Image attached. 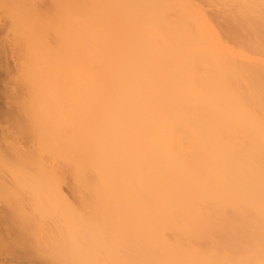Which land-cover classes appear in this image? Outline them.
Wrapping results in <instances>:
<instances>
[{
  "label": "bare ground",
  "instance_id": "bare-ground-1",
  "mask_svg": "<svg viewBox=\"0 0 264 264\" xmlns=\"http://www.w3.org/2000/svg\"><path fill=\"white\" fill-rule=\"evenodd\" d=\"M0 16L38 142L12 151L25 202L0 185L14 248L264 264V0H0Z\"/></svg>",
  "mask_w": 264,
  "mask_h": 264
},
{
  "label": "rangeland",
  "instance_id": "rangeland-1",
  "mask_svg": "<svg viewBox=\"0 0 264 264\" xmlns=\"http://www.w3.org/2000/svg\"><path fill=\"white\" fill-rule=\"evenodd\" d=\"M4 22H5V19L1 17L0 18V41H3L5 37H8ZM12 60H13V56L9 51L0 53V185L1 183L5 184L4 182L6 181L8 182L7 185L9 187H7L6 185L5 187H3L2 185L1 186L3 187V190L5 188L6 193L8 191H11L10 193L13 194L14 200L10 199L9 202L15 201L16 200L15 197L16 198L18 197L17 200L18 199L24 200L21 202H25V197L28 198V194L26 193L24 188H20L16 186L13 180L14 176L12 175L10 171L11 165L13 166V164L16 162L15 161L16 159L15 160L13 159V161L15 162L11 164L12 158L15 157L14 152L12 151H14L15 147H21L23 149L24 148H30V149L34 148L37 151L38 142H37V135L33 131V128L29 126V122L25 114L23 113V111L20 110L19 108H15L12 105L10 90L11 88H13V85H14L12 77L14 74L13 72L15 70V67H13L14 65L12 66L13 64ZM37 158L38 157L33 158L29 163L27 162L28 164H26V166H24L25 164L23 165L24 166L23 168H25L24 170L26 171V174L24 173L23 168H22L23 171L20 173L25 174V175L23 174L24 177L22 175L23 179H26L25 181H30V180H27L30 177H31V180L36 179L39 181L40 178L43 176L42 172L38 168ZM5 166L7 167L8 170H6ZM20 175L21 174H19V176L18 175H15V176L19 177L20 179ZM22 177L20 179L21 181H23ZM32 184H36L35 186H38L39 182L37 183L36 181H34V183H30L31 186ZM54 184L55 183H53L51 186H53ZM10 185H12V187L16 189L14 192H13V188ZM2 187L0 189H2ZM53 188H55V186H53ZM67 188H68L67 184L64 183L63 189L66 193H68ZM1 193L2 192L0 190V214L1 213L5 214L7 213V211H9V208H7L9 207V205L7 204L8 203L7 201L10 198V196L8 198L4 197L7 199L3 200L4 192L2 195ZM18 193L23 196L22 197L21 195L19 196ZM6 196L8 195L6 194ZM0 216H1L0 218V235H1V233L3 234L4 232H7V231L9 232L8 228L11 229V226H10L11 222L10 220L8 221L5 217H3L2 214ZM2 219L5 221H3ZM7 233H4L5 241L3 240V242H0V264H3V263L4 264H41L42 263L41 259L34 253L35 245L24 246L26 245L24 243V245L21 244L18 246V248H14V245L12 244L13 239H11L10 234L8 233L9 234L8 236ZM6 234L10 239L9 238L6 239L7 238ZM31 246H33L34 249H32Z\"/></svg>",
  "mask_w": 264,
  "mask_h": 264
}]
</instances>
